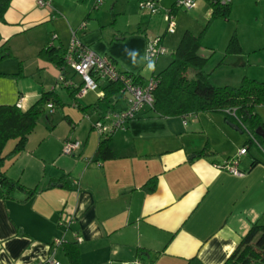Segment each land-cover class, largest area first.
Returning <instances> with one entry per match:
<instances>
[{
  "label": "crops",
  "instance_id": "crops-1",
  "mask_svg": "<svg viewBox=\"0 0 264 264\" xmlns=\"http://www.w3.org/2000/svg\"><path fill=\"white\" fill-rule=\"evenodd\" d=\"M49 1L40 6L37 0H11L0 21V46L9 52L0 59V105L15 103L25 110L43 89H55L43 71L50 64L54 76L64 73L74 81L70 66L62 72L38 55L47 44L65 52L73 35L114 60L121 71L147 79L146 49L154 34L118 30L93 11L120 0H101L100 5L96 0ZM142 1L131 0L135 5ZM155 1L158 11L146 14L166 22L160 5L167 1ZM246 1L231 0V12ZM205 6L197 2L190 10H209L210 15ZM157 37L163 45L164 36ZM259 77L264 81V69ZM238 80L236 75L226 85L237 86ZM85 95L76 99L85 111L75 100L72 110L64 109L67 102L60 96L61 116L57 109L59 116L53 118V112L50 124L41 117L22 150L12 153L17 139L6 141L0 169L25 190L35 191L28 195L13 188L9 198L0 197V264H40L50 256L69 264L63 252L68 242L76 243L81 264L136 259L148 264H222L252 223L264 224V158L251 154L250 146L262 151L252 142L238 157L242 175L220 168L248 138L223 113L162 118L145 109L110 135L102 160L92 123L111 103L97 102L90 112L92 102H81ZM256 111L264 120V105ZM68 136L80 142L72 154L62 150Z\"/></svg>",
  "mask_w": 264,
  "mask_h": 264
},
{
  "label": "trees",
  "instance_id": "trees-1",
  "mask_svg": "<svg viewBox=\"0 0 264 264\" xmlns=\"http://www.w3.org/2000/svg\"><path fill=\"white\" fill-rule=\"evenodd\" d=\"M205 1L211 6L210 20L229 18L232 10L231 0ZM10 2L11 0H0V21H3L4 13ZM174 9H176L175 4L169 10L173 13ZM201 38V34L196 35L189 30H185L178 45L171 52V60L168 65L161 72L151 75L156 81V85L153 89V106L147 110L162 118L185 116L186 114L200 111L221 112L225 115L224 118L246 132L248 138L243 146H246L247 150L250 143L256 142L264 154V135L256 133V129L259 127L264 131V120L256 111L257 106L264 105V81L244 77L237 86L213 85L209 81L208 73L204 68L207 58L199 52ZM232 39L229 42V50H238L239 47L235 44V39L233 43ZM160 40L161 37H159ZM58 51H60L59 47L47 44L39 51L38 55L40 58L47 59L52 64L60 67L62 72H64L65 52L60 54ZM8 53L6 46H0V59L8 56ZM91 73L92 70L90 71ZM123 73L130 77L132 76L136 84L142 85L146 81L140 73H133L128 70H124ZM59 75L56 77V84L65 88L68 96L75 100V105L85 111L86 106H81L76 100L78 99L76 93L82 85V79L80 83H75L66 77L64 80H60ZM121 85L122 83L118 80L101 82L98 89L95 90H102L103 96H97L96 102L90 106L95 109L97 108V102H100V100L101 102L106 101L109 104L111 103L108 112H113L111 108L113 106L112 99L117 100L123 95ZM61 100L60 95L53 87L51 89H43L39 99L25 110L15 103L14 105H0V164H2L1 161L4 159L2 149L6 141L10 138L17 139L12 153L22 150L28 134L31 133L41 117L45 118L49 124L51 123L53 112L64 104ZM103 117L104 114L100 116L101 119ZM110 135L99 138L97 150L102 160L109 151ZM13 188L25 190L20 183L7 177L0 169V197L9 198ZM34 191V189L25 190L28 195ZM76 247L75 242H68L63 246V252L69 264H81L80 260H78L79 251ZM40 264L48 263L45 261ZM222 264H264V224L252 223Z\"/></svg>",
  "mask_w": 264,
  "mask_h": 264
},
{
  "label": "rangeland",
  "instance_id": "rangeland-1",
  "mask_svg": "<svg viewBox=\"0 0 264 264\" xmlns=\"http://www.w3.org/2000/svg\"><path fill=\"white\" fill-rule=\"evenodd\" d=\"M176 1L177 0H165L167 5H160L164 10L163 16ZM200 1L203 0H197L196 3H202L206 5L205 7L207 9H211L207 1L206 3ZM139 5L140 3L136 5L133 4L131 0H120L118 4L111 2L93 11H95L98 16H101L100 19L106 20L107 24L118 30L142 34L144 30L146 34L148 33L147 36L152 37L154 34L155 39L158 40L159 38L157 36L161 34L164 36L162 47H164L167 52L157 57L148 58V60L146 56V61L149 63L148 65L151 64L154 66V68H150L149 66L146 67V78H149L153 72H161V70L168 65L171 60V52L178 45L185 30H189L192 34H201L202 36L199 52L202 56L207 58L204 68L208 73L209 81L213 85L224 86L227 80L236 75L239 76V83L237 85L240 84V80L244 77L259 80V76H261V72L264 69V0H247L244 4L237 5L236 13L231 12L228 19L218 18L210 20V15L208 14L209 10H201L197 13L195 10L176 8L172 15V22L175 25V33L172 34L168 32L166 22L163 21L162 16H155V19L151 20L149 14H152L150 12L146 14L145 10L141 9ZM165 30L167 32L166 34H164ZM231 38H233L232 43L235 39V44L239 47L238 50H229L228 46ZM160 41H158V43L161 44ZM68 69L71 73V67ZM43 71L47 76L49 75L48 77L52 78L54 82L53 85L56 86L55 89L59 91L63 101L67 102L64 109L72 110L71 107L74 105V101L68 96L65 88L56 84L55 77L59 75V72L58 75L54 76L55 69H51V64L50 69H43ZM79 81L81 82V78L76 74L74 82L78 83ZM99 93L100 90L89 91L87 94L85 93L86 95L83 94L80 96L82 97L85 95V98L83 97L81 102L88 103V101H91L93 103L96 101ZM124 101L125 99L123 96L119 97L116 101L113 99V108L116 110H112L124 111L127 109V104ZM99 103L100 106L101 103L103 105L107 104L101 102V100ZM88 108H90V112L94 111L92 106ZM57 111H59L61 116L62 109H58ZM57 111L54 112L53 118L59 116ZM107 113L111 112H106L105 114ZM80 115L83 118H87L86 113H81ZM250 153L255 154L257 157L264 158L263 154L254 144L250 146Z\"/></svg>",
  "mask_w": 264,
  "mask_h": 264
},
{
  "label": "built area",
  "instance_id": "built-area-1",
  "mask_svg": "<svg viewBox=\"0 0 264 264\" xmlns=\"http://www.w3.org/2000/svg\"><path fill=\"white\" fill-rule=\"evenodd\" d=\"M197 0H178L175 3L176 8H182L186 10L195 9ZM230 1V0H221ZM49 0H37V4L40 6L50 5ZM101 0H96V4L100 5ZM140 7L145 11L155 14L158 11V6L155 0H145L140 3ZM173 13L171 10H167L164 18L167 22V30L169 33L174 31V23L172 22ZM84 27V23L80 25ZM55 37V36H53ZM73 35L69 46L65 50L64 58L65 65L70 66L74 73L80 76L82 79V85L79 87L76 95L81 96L87 93L89 90L98 89L99 84L103 81H120L122 83L123 98L127 104V109L124 111H113L111 113L104 114V117L97 119L93 124L94 130L98 133L99 137H107L115 130L124 128L126 121L135 118L141 111L150 109L153 106L154 97L153 89L156 85V81L149 77L142 85L136 84L132 79V76H128L123 71L119 70L112 60L105 56L95 53L90 50L88 46L81 44ZM158 39H154L148 42L146 49V56L148 58L157 57L158 55L165 54L167 51L162 44L158 43ZM92 73L90 74V71ZM97 77V78H96ZM60 80H64L63 74L59 75ZM98 79V80H96ZM99 96H103V91L100 90ZM19 106V104H17ZM233 111V110H232ZM234 114V112H232ZM109 122L108 124L106 123ZM80 142L72 137L66 138L64 142V153H71L76 148L78 149ZM247 153V147L243 146L237 151V154L231 159L225 161L220 168L227 169L228 172L234 175H242V171L237 168L238 157ZM46 262L48 264H59L54 257L50 256ZM125 264H148L138 259L126 262Z\"/></svg>",
  "mask_w": 264,
  "mask_h": 264
},
{
  "label": "water",
  "instance_id": "water-1",
  "mask_svg": "<svg viewBox=\"0 0 264 264\" xmlns=\"http://www.w3.org/2000/svg\"><path fill=\"white\" fill-rule=\"evenodd\" d=\"M236 129H237V127H236ZM256 133L259 135H262V136L264 135V131L260 127L256 129Z\"/></svg>",
  "mask_w": 264,
  "mask_h": 264
},
{
  "label": "clouds",
  "instance_id": "clouds-1",
  "mask_svg": "<svg viewBox=\"0 0 264 264\" xmlns=\"http://www.w3.org/2000/svg\"><path fill=\"white\" fill-rule=\"evenodd\" d=\"M126 50H127V49H126ZM149 67H150V68H154V66H153V65H151V64L149 65Z\"/></svg>",
  "mask_w": 264,
  "mask_h": 264
}]
</instances>
